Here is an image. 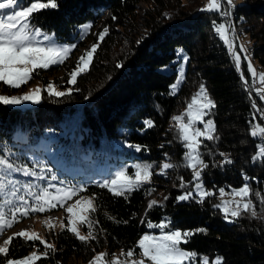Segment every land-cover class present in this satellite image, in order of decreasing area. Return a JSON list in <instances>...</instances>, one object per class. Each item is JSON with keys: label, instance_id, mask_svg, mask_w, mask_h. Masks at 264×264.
I'll use <instances>...</instances> for the list:
<instances>
[{"label": "trees", "instance_id": "obj_1", "mask_svg": "<svg viewBox=\"0 0 264 264\" xmlns=\"http://www.w3.org/2000/svg\"><path fill=\"white\" fill-rule=\"evenodd\" d=\"M140 1L57 0V8L33 14L32 24L65 40L74 37L79 24L89 19L92 24L87 41H80L81 47L73 49L63 63L32 72L43 81L39 103L24 108L0 103V155L10 151L17 166L32 168L38 174L42 167L45 169L44 180L13 173L11 179L19 182L15 184L19 192L13 196L6 191L0 202H12L3 206L5 212L22 203L19 196L33 203L25 187L28 184L34 194L48 183L82 189L78 194H90L95 205L96 210L85 215L92 222L96 239L79 240L64 227V219L61 227L40 240L14 237L8 256L0 254V263L23 257L33 249L40 256L33 264H86L97 251L107 253L106 260L112 261L119 249H134L136 255L139 237L152 229L148 222L163 220L170 229L194 233L180 245L197 253L189 264H201L203 257L208 264L217 257L222 264H264V158L253 159L260 146L264 147V135H251L254 125H264V98L260 94L264 83L259 80V74H264V0H239L232 5L221 0V11L228 7L233 13L230 23L235 31L231 36L240 56L239 69L213 25L215 21L227 26L228 17L201 11L204 0H146L141 19ZM29 2L19 0L21 4ZM105 28L107 34L100 40ZM93 43L98 47L88 70L79 74L74 84L69 83L77 62L75 50L80 54L83 47ZM179 50L187 55L186 68L173 90ZM249 62L256 77L248 71ZM50 81L70 85L71 91H63V96L50 95L45 87ZM201 84L215 104L203 119L214 122L216 137L201 138L200 157L207 167L198 165L197 170L201 171L199 180L212 193L203 198L191 191L196 180L193 170L186 166L187 149L173 120L177 113H185L183 107ZM0 92L9 93L10 89L4 84ZM145 121H151L152 126ZM57 144L62 148L55 162L46 151L48 145ZM163 156L177 165L166 174L156 172ZM226 158L231 163L225 162ZM137 164L152 165L150 183L124 196L99 186L120 170L133 175ZM53 174L56 181L50 180ZM245 184L250 189L245 199L251 201L252 208L245 211L240 207V216L233 217L220 205L219 190L225 193L232 186ZM159 189L163 192L151 195ZM189 192L188 199H178ZM147 196L153 197L145 206ZM151 200L157 204L149 209ZM60 208L58 204L53 209ZM78 225L80 234L88 236L87 224ZM41 240L52 245L47 255Z\"/></svg>", "mask_w": 264, "mask_h": 264}, {"label": "snow or ice", "instance_id": "obj_2", "mask_svg": "<svg viewBox=\"0 0 264 264\" xmlns=\"http://www.w3.org/2000/svg\"><path fill=\"white\" fill-rule=\"evenodd\" d=\"M229 5L232 4V0H227ZM58 7L57 0H30L27 4H20L19 0H0V81L12 86L20 87L22 84L27 83L31 78V73L37 68H48L50 65L63 63L64 60L70 54L72 48L75 45H63L55 42L52 36L42 32V30L31 23L34 13L43 9H55ZM221 0H209V3L202 8L201 11L219 12L221 15L227 16V11H221ZM6 10V11H5ZM214 28L225 42L229 46V50L232 51L233 58L236 67H240V56L235 52L232 41L226 36V32L231 25L226 27L225 24H216L213 21ZM86 29L91 25L84 26ZM108 29L105 28L103 32L99 34V39L103 40ZM42 37V40L37 39ZM43 42H47L44 44ZM98 45L94 44L90 50H87L84 55L79 57L76 67L69 74V83H75L79 74L88 70V66L91 63V59L96 52ZM241 51H246L242 48ZM187 60V57H184ZM247 59V57H245ZM23 65L24 67H18ZM122 65H118L121 67ZM248 71L253 77L257 76L255 69L251 63L248 64ZM179 77L177 84H173L171 87L175 90L178 87ZM259 80L264 83V74H259ZM48 93L55 96H63L64 92L56 91L53 84L49 83L47 86ZM71 91V90H69ZM42 89L37 87L30 93H26L22 96H2L0 95V103L8 105H18L23 101H31L32 103H39L41 98ZM261 97L264 98V92L261 93ZM215 107L214 102L208 97L207 90L203 84L200 85L199 91L192 97L191 102L187 105L185 113L173 117V120L177 122L180 139L187 149L185 152V159L187 161L186 166L193 170V178L199 181L201 171L197 170V165L201 168L207 167L200 157V146L202 143L201 138L207 140L216 139L213 135L215 132V124L209 119L204 121V116L208 114L211 108ZM187 117V122H185ZM203 123L204 128L195 127L196 123ZM148 127L152 126L151 121L144 122ZM252 136L264 135V126L255 125L251 131ZM132 147V145H129ZM136 150H140V146L136 145ZM223 155V153H221ZM12 153L9 151L7 155H0V196L6 191H10V194L16 196L19 189L15 187V184L19 183L11 179L13 173H22L25 176H33L37 179L44 180L45 176L42 174L45 169L41 168V174H38L34 169L26 166H17L11 159ZM264 158V147L259 149L257 156L253 159ZM225 162L231 163L227 158ZM177 167L172 163H164L162 165L163 170ZM151 164H137L135 166V172L133 175H129L125 170L117 171L114 174V178L104 180L99 184L100 187L108 189L113 195L124 196L125 193L131 192L139 188L142 184L150 183L152 172ZM51 172V169H47ZM163 174V172H162ZM58 178L56 175H51L50 180L56 181ZM182 180V178H181ZM29 189L28 194L33 196V203H29L23 196H19L18 199L22 202L18 206L9 208L8 212L4 211V205H10V200H3L0 202V235H3L5 229L11 228L14 223L19 222L21 216L27 217L31 212H45L56 208L59 204L61 207H65L66 201L71 200L73 196L77 195L82 189L76 187L59 188L52 183H48L40 189L38 193H32L30 191L32 185L25 186ZM181 187L184 184L181 183ZM196 191L201 198L211 195L207 191L202 190V186L197 183ZM50 188H56L55 193L50 192ZM220 194L224 195V189H220ZM250 189L247 184L238 190H233L232 195L238 196L241 200L248 197ZM150 194V193H149ZM191 196V193L181 195L179 200H186ZM166 199V198H165ZM227 203L225 202L224 210L227 213ZM237 207L231 211V216H240L241 201H235ZM157 204L156 200H151L148 204V208L151 209ZM220 207V205H217ZM242 207L245 211L252 208L251 201L244 202ZM95 205L92 199L86 201L76 200L72 205L65 207V211L68 213V223L64 225L68 231L72 232L79 240L87 242L90 238L96 239L92 233V222L88 219L84 213L94 212ZM252 215L256 213L253 210ZM51 219V218H50ZM110 219H112L110 217ZM87 224L89 228L88 236L80 234L77 224ZM127 223V221H124ZM53 226V225H49ZM149 228H159L160 235L144 234L139 238L137 247L140 249V254L143 259L140 260H126L124 264H145V260L150 264H185L186 261H193L196 259L197 253L189 252L180 247L182 243H187L188 238L194 235L191 231L181 232L180 230H173L169 228L167 223L152 224L148 222ZM165 229H168L165 231ZM197 231H204V229H198ZM14 237L24 238L26 241L40 240V237L35 232L28 230H21L18 233H14L13 236H9L3 241V245H0V254L5 257L9 254V245ZM45 246V253L47 250L52 249V245L46 241H40ZM107 253H99L96 255L89 264H121L119 258H114L112 261H107ZM126 257L131 258L134 255V249H130L126 254ZM40 259L36 253H33L29 257H25L23 260L5 259L3 264H33L34 261ZM201 264H208L207 257L201 258ZM213 264H222V259L217 257Z\"/></svg>", "mask_w": 264, "mask_h": 264}, {"label": "rangeland", "instance_id": "obj_3", "mask_svg": "<svg viewBox=\"0 0 264 264\" xmlns=\"http://www.w3.org/2000/svg\"><path fill=\"white\" fill-rule=\"evenodd\" d=\"M239 0H232V4H234V2H237ZM209 3V0H204L201 4V8H205V6ZM21 4V3H20ZM231 4V5H232ZM24 5V4H22ZM147 5V1L146 0H141L139 2V10H138V14H139V18L141 19L142 18V14H143V9L146 7ZM6 11V10H5ZM223 11H227L229 13V15H227L228 19H229V24L228 25H231L230 28H228V31L226 32V36L229 38V40L232 41V44L233 43V39H232V36H231V32L235 31V27L232 23H230L232 20H233V17H232V12H230L229 8H224ZM92 24V21L89 19L81 24H79L77 26V33L74 35V37L71 39V40H65V39H60L56 36V34L53 32V31H45V30H42L40 27V29L42 30V32L46 33V34H49L50 36L53 37V39L55 40V42L57 43H60V44H63V45H75L73 49H75L78 45V47H81L80 45V41H87L86 39V36H87V33L90 31V28H85L84 26L86 25H91ZM221 24H224V23H221ZM227 25V26H228ZM226 26V27H227ZM38 27V26H37ZM37 39H40L42 40V37H38ZM44 44H46L47 42H43ZM95 43L91 44L89 46V48H86V47H83L82 48V52L80 54H78L75 50V55H76V58H77V61L79 59V57H81L82 55L85 54V52L87 50H90L92 48V46L94 45ZM71 50V51H72ZM71 53V52H70ZM70 55V54H69ZM68 55V56H69ZM184 57H187L186 53L183 51V50H179L178 52V55H177V58L175 60H178L177 64H176V73H175V79L173 81V83L171 84V86L173 84H177L178 82V77L180 78L179 79V83L180 81L182 80L183 78V75H184V71H185V68H186V61L184 59ZM77 64V62H76ZM76 64L75 66L73 67V69L76 67ZM18 67H24L23 65H19ZM72 69V71H73ZM71 71V72H72ZM31 76L32 78L25 84H22L20 87L16 88V87H12L6 83H4L3 81H0V89L2 88V86L5 84L8 86V88L10 89V92L9 93H1L0 92V95L2 96H9V97H12V96H22L26 93H30L31 91H33L34 89H36L37 87L41 88L42 85H43V81L41 79V77L37 74V75H33L31 73ZM69 79H70V76H69ZM254 84H258L257 80L254 78L253 80ZM51 83L54 85L56 91H60V92H65V91H68L70 89V85H67V86H60L58 85L57 83L53 82V81H50L46 84V89H47V86L48 84ZM178 83V84H179ZM33 104H36V103H32L31 101H23L21 104H18V105H11V106H17V107H21V108H24V107H28V106H31ZM188 105V104H187ZM187 105L183 107V110L186 111L187 109ZM177 115H181V112L177 113L175 116ZM262 118L264 120V114L262 113ZM204 121H207V120H204ZM185 122H187V117H185ZM257 125H260V124H257ZM255 126V125H254ZM261 126H264L261 124ZM195 127L197 128H201L203 129L204 128V124L203 123H196ZM253 129V127H252ZM57 148H62V147H57ZM261 148V146H260ZM52 153H55L54 151L51 152V155ZM61 155V154H60ZM53 156V155H52ZM54 158V156H53ZM164 163H172V161L167 158V157H161L160 160H159V163H158V166L156 168V172L162 174H166V171L169 170H163L162 169V165ZM198 166V165H197ZM199 183L201 186H202V190L203 191H208L206 189V187L204 186V184L199 180V181H196L192 190L191 191H194L198 194V192L196 191V184ZM171 183H167V185L170 186ZM244 185L242 186H239V187H235V186H232L230 187L225 193L224 195H220V199H221V202H220V205L222 206L223 210H224V205H225V202H228L227 203V208H228V212H231L234 208L237 207L235 201H241V207H242V204L244 202H246V199L244 198V200H241L240 197L238 196H234L232 195L233 193V190H238L240 189L241 187H243ZM59 188H65L64 186L62 187H59ZM162 189H159V190H154L152 192L151 195L155 196V192H163L161 191ZM50 192H53L55 193L56 189L54 190H51L49 189ZM164 191L166 192V187L164 189ZM186 193L182 194V195H185ZM153 196H151L150 198H152ZM75 197V198H74ZM72 198V202H69V205H72L76 200H81L82 203L83 201H86L88 199H93L92 196L90 194H87V193H82V194H77L75 196H73ZM149 196H147L146 198V203H145V206L147 204V201L150 199ZM68 201V200H67ZM66 201V204H65V207L68 206V202ZM65 207H62L60 209H57V210H53V212H48V213H44V214H41L39 213V215H33V217H30V218H27V219H22L20 222H18L13 228H11L10 230H8L7 232H5L3 235H1L0 237V245H3V241L5 239H7L9 236L13 235L14 233H18L20 232L21 230H28L30 232H35L39 235L40 238H44V236H48V233L50 231H56L59 227L62 226L63 224V221L64 219L66 220V222L68 223V220H67V217H68V213L65 211ZM225 211V210H224ZM87 213V212H86ZM84 213V215L86 214ZM51 218V219H50ZM163 220L159 221V222H156V223H152V224H160L162 223ZM164 223V222H163ZM79 224V223H78ZM77 224V227L79 229V225ZM49 225H53V226H49ZM154 229H158V230H154ZM173 230H180L178 228L176 229H173ZM160 229L159 228H152L151 230H147V231H144L140 237H142L144 234H150V235H156V236H159L160 235ZM165 231H167L165 229ZM139 237V238H140ZM139 240V239H138ZM138 242V241H137ZM181 247V246H180ZM182 249L186 250V251H189L188 249H185L183 247H181ZM129 251V250H128ZM128 251H123V249H119V250H116L113 255H112V260L114 258H119V260L121 261V264H124V262L126 260H140V259H143V257L141 256L140 254V249L138 251V253L136 255H133L131 258H128L126 257V253ZM191 252V251H189ZM33 253H36L38 254V251H36L35 249L31 250L27 255L23 256V257H20V258H10V259H13V260H23L25 257H29L31 256ZM99 253H102V251H97L93 257L91 258V260H93V258L98 255ZM89 260L86 264H89V262L91 261ZM0 264H3V262H1ZM145 264H150L149 261L145 260ZM185 264H189V261H186Z\"/></svg>", "mask_w": 264, "mask_h": 264}, {"label": "bare ground", "instance_id": "obj_4", "mask_svg": "<svg viewBox=\"0 0 264 264\" xmlns=\"http://www.w3.org/2000/svg\"><path fill=\"white\" fill-rule=\"evenodd\" d=\"M53 151L55 152V150H53ZM51 152H52V151H51ZM54 154H55V153H52L53 156H54ZM52 155H51V157H53ZM69 202H72V200L69 201ZM69 202H68L67 205H69ZM50 212H53V211H50ZM36 215H39V214H36ZM30 217H33V216H30ZM30 217H27V218H30ZM27 218H25V219H27ZM14 226H15V225H14ZM14 226H13V227H14ZM13 227H12V228H13ZM7 231H8V230H7ZM7 231H6V232H7ZM4 233H5V232H4ZM4 233H3V234H4ZM3 236H4V235H3ZM0 237H1V236H0Z\"/></svg>", "mask_w": 264, "mask_h": 264}, {"label": "built area", "instance_id": "obj_5", "mask_svg": "<svg viewBox=\"0 0 264 264\" xmlns=\"http://www.w3.org/2000/svg\"><path fill=\"white\" fill-rule=\"evenodd\" d=\"M260 94H261V92H260ZM263 114H264V112H263Z\"/></svg>", "mask_w": 264, "mask_h": 264}]
</instances>
